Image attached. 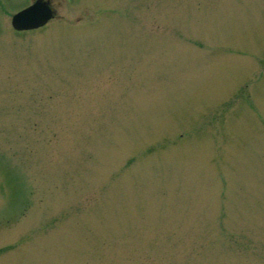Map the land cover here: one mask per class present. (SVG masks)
<instances>
[{"label": "rangeland", "instance_id": "obj_1", "mask_svg": "<svg viewBox=\"0 0 264 264\" xmlns=\"http://www.w3.org/2000/svg\"><path fill=\"white\" fill-rule=\"evenodd\" d=\"M0 0V264H264V0Z\"/></svg>", "mask_w": 264, "mask_h": 264}, {"label": "water", "instance_id": "obj_2", "mask_svg": "<svg viewBox=\"0 0 264 264\" xmlns=\"http://www.w3.org/2000/svg\"><path fill=\"white\" fill-rule=\"evenodd\" d=\"M34 3L12 17L11 26L17 32L41 29L53 17L48 1L33 0Z\"/></svg>", "mask_w": 264, "mask_h": 264}]
</instances>
